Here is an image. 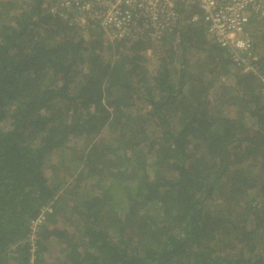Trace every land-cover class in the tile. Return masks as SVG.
<instances>
[{"label": "trees", "instance_id": "16d2710c", "mask_svg": "<svg viewBox=\"0 0 264 264\" xmlns=\"http://www.w3.org/2000/svg\"><path fill=\"white\" fill-rule=\"evenodd\" d=\"M61 2L0 0V264H264L257 75L193 6L151 41Z\"/></svg>", "mask_w": 264, "mask_h": 264}, {"label": "built area", "instance_id": "2783aa9c", "mask_svg": "<svg viewBox=\"0 0 264 264\" xmlns=\"http://www.w3.org/2000/svg\"><path fill=\"white\" fill-rule=\"evenodd\" d=\"M79 26L96 23L110 37L144 35L157 41L160 34L177 24V8L193 6L191 22H204L214 42L224 48L234 69L256 74L264 85L253 49L254 28L264 22V0H62ZM149 51V49H148ZM264 93V88L262 90ZM47 206L30 220V237L44 220Z\"/></svg>", "mask_w": 264, "mask_h": 264}, {"label": "rangeland", "instance_id": "374dc122", "mask_svg": "<svg viewBox=\"0 0 264 264\" xmlns=\"http://www.w3.org/2000/svg\"><path fill=\"white\" fill-rule=\"evenodd\" d=\"M9 2H12V1H9ZM146 54L148 55V59L151 60L150 62L154 63L153 62L154 57H153V54L150 52V50L147 51ZM232 68H233V66H232Z\"/></svg>", "mask_w": 264, "mask_h": 264}, {"label": "bare ground", "instance_id": "6f19581e", "mask_svg": "<svg viewBox=\"0 0 264 264\" xmlns=\"http://www.w3.org/2000/svg\"><path fill=\"white\" fill-rule=\"evenodd\" d=\"M42 225H43V223H42ZM39 229V228H38Z\"/></svg>", "mask_w": 264, "mask_h": 264}]
</instances>
